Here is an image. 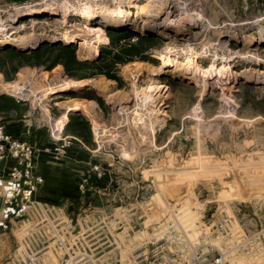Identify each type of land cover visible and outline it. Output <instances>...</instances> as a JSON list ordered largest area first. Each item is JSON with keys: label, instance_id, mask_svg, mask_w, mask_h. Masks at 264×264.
Segmentation results:
<instances>
[{"label": "rangeland", "instance_id": "rangeland-1", "mask_svg": "<svg viewBox=\"0 0 264 264\" xmlns=\"http://www.w3.org/2000/svg\"><path fill=\"white\" fill-rule=\"evenodd\" d=\"M143 1L153 7L141 12ZM117 8L154 20L92 23L77 14ZM111 28L133 32L132 41L135 34L154 36L153 60L118 63V80L86 75L106 81L102 92L93 81L51 92L54 83L76 79L63 64L51 66L53 47L73 45L79 59L95 60L110 54L104 46ZM30 29L45 35L0 43V91L15 100L0 106L31 103L39 123L58 135L63 104L82 101L67 111L88 121L67 119L69 132L81 131L69 135L70 146L77 138L90 144L88 173L94 175L95 163L109 180L96 188L104 193L89 188L91 197L69 210L78 237L52 246L49 264H138L144 241L173 222L191 234L229 213L251 231L264 227V0H0V39ZM69 31L100 35L103 42L90 51L79 39L62 40ZM161 53L192 55L206 71L231 65L235 72L207 76L158 68ZM67 149L52 158L61 160ZM92 182L96 187L100 180ZM15 247L14 232L0 230V258ZM244 264H264V258Z\"/></svg>", "mask_w": 264, "mask_h": 264}, {"label": "built area", "instance_id": "built-area-1", "mask_svg": "<svg viewBox=\"0 0 264 264\" xmlns=\"http://www.w3.org/2000/svg\"><path fill=\"white\" fill-rule=\"evenodd\" d=\"M51 135L53 144L40 147L14 136L0 123V228L10 230L15 223L22 227L13 264H49L52 246H65V240L78 237L74 234L77 222L69 210L35 196L44 181L38 155L46 152L58 158L71 144V137L62 135V130ZM91 169L93 176L87 173L80 179L83 193L94 189L93 178L104 177L100 165L94 163ZM143 245L146 250L138 264H244L264 258V227L251 231L227 213L191 234L180 223L167 224Z\"/></svg>", "mask_w": 264, "mask_h": 264}, {"label": "crops", "instance_id": "crops-1", "mask_svg": "<svg viewBox=\"0 0 264 264\" xmlns=\"http://www.w3.org/2000/svg\"><path fill=\"white\" fill-rule=\"evenodd\" d=\"M0 94H6V92L0 91ZM22 104L17 101L14 107L0 110V119H3L6 129L14 136L28 140L37 146L52 145L54 138L51 132L39 123V118L35 114V107L31 103L29 107H22ZM68 123L69 120L63 127L62 134L77 135L69 132L66 127ZM77 139L68 147L66 155L59 161H55L52 155L46 152H41L38 155V171L43 174L44 181L39 186L35 196L42 201L68 207V210H74L75 205L82 203L85 198L91 197V191L81 192L79 182L83 175L89 172V165L92 162L90 151L92 149L90 144L80 138ZM108 181V178L104 176L92 190V193H104L101 188H96L106 187ZM0 230L5 231L1 228ZM8 231L14 232L17 244L22 227L19 223H15L10 230L5 232ZM0 259V264H13L15 260L13 251Z\"/></svg>", "mask_w": 264, "mask_h": 264}, {"label": "bare ground", "instance_id": "bare-ground-1", "mask_svg": "<svg viewBox=\"0 0 264 264\" xmlns=\"http://www.w3.org/2000/svg\"><path fill=\"white\" fill-rule=\"evenodd\" d=\"M150 5H151V7H153L152 4H151V1H143L140 4V6H138V7L141 9V12H142V9L149 8ZM157 7H159V6H157ZM157 9L158 8H156V10ZM160 11H161V9H160ZM150 12H151V10H150ZM137 13H139V11ZM77 14L83 20L89 21V22H92V23L93 22L94 23L95 22L96 23H102V22L105 23L106 21L127 20V19H130V20H136L137 19V21H138L140 19L139 21H142V23L148 25L151 22H153V20H154V19L151 20V18H149L148 16L147 17L138 16V15H136L134 13H131L129 10H125V9H122V8H117V9H114L112 11H109V10L108 11H99V10H86V9L84 10L83 9V11H80ZM16 19H17V16H16V18L14 20H16ZM22 29L23 28L20 27L19 30H22ZM43 35H45V31H41V30L38 31V30H34V29L31 30L30 29L29 31H24V32H20V31L18 32L17 30H15V31H12L10 33L9 32L5 33L4 36L1 37L0 43H9V42L17 43V42H22L24 39L32 38V37H35V36L36 37H40V36H43ZM61 39L64 40V41H68V40L73 41V40H78L79 39L81 45L84 48H86V49H88L90 51L96 49L97 46L100 43L103 42V36L99 35L98 37H95L93 35L91 36L89 34L88 35L87 34H82L80 32H76V31L64 32V34H63ZM158 57H159L160 60H162V63L157 65L158 68H165L167 66H170V68H173V69L187 71V72L190 71L192 73H200V74L207 75V76H214V75L224 76V75L232 74V73L235 72L234 68L231 65H221V66H217V67L216 66H212V67L209 68L208 71H206L205 69H202L199 66V63L196 61V59L192 55H189L187 57H181L180 55H177V54L176 55H169V54L161 53ZM164 61H166L168 63H165ZM141 64L142 63H139V62L134 63V65H136V66H139ZM146 66H147V64H146ZM89 81H93L95 86H97L98 89L101 90V92L104 89L106 90V87H107V84L105 83L106 81L105 82H101V81H98V79L95 80V79H92V78H86L85 77V78H81V79H73V80L71 79V80L61 81L59 83H54V85L52 86L51 92H58V91L61 92V91L72 90V89L80 86L81 84L89 82ZM62 107L65 109V112L62 115H60V116H58L56 118V122L58 121L57 123L61 124V125H59V127H61V128H63L65 126L66 121H68L67 119L69 117H68L67 111L77 110L78 107H79V103H77L75 100L71 99V100H68L65 104H63Z\"/></svg>", "mask_w": 264, "mask_h": 264}, {"label": "trees", "instance_id": "trees-1", "mask_svg": "<svg viewBox=\"0 0 264 264\" xmlns=\"http://www.w3.org/2000/svg\"><path fill=\"white\" fill-rule=\"evenodd\" d=\"M132 35H134V33L127 30L108 29L107 36L110 39V44L109 46H104V48H111L110 54L104 53L95 60H81L78 58L76 49L73 45L64 43L57 44L53 47L56 49L57 54L51 66L57 63L63 64L67 73L76 79L85 78L86 75L103 73L109 78L118 80L120 77L115 70L118 63L133 59L153 60V58L149 56L148 51L154 46V40L156 38L154 36L135 34L137 39L132 41ZM42 49L43 48L36 49L34 54L36 56L42 55ZM20 55H25V53H20ZM96 99L100 101L101 97H97ZM9 101H15L13 96L0 94V105L5 104V102L9 103ZM75 101L79 104L83 103L79 100ZM14 106L13 104L5 108L0 106V110L12 108ZM70 118L75 120L77 125L88 124V121L82 116H77L75 118L74 115L70 114ZM76 132V134H81V131L77 130Z\"/></svg>", "mask_w": 264, "mask_h": 264}]
</instances>
